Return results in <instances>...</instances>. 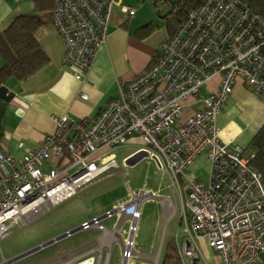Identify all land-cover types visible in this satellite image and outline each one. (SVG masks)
<instances>
[{
  "label": "built area",
  "instance_id": "obj_1",
  "mask_svg": "<svg viewBox=\"0 0 264 264\" xmlns=\"http://www.w3.org/2000/svg\"><path fill=\"white\" fill-rule=\"evenodd\" d=\"M52 2L50 22L64 44L63 62L85 83L84 75L105 44L114 8L129 17L135 10L118 0ZM214 79L219 87L199 99L203 108L183 117L188 101L195 103L201 88ZM237 80L253 94H264V20L242 0H202L161 45L153 63L120 83L119 98L93 121L54 117V133L28 149L20 163L0 149V242L14 226L111 175L119 168L111 150L136 137L143 144L137 152H145L159 171L169 173L180 198L186 197L178 264H198V241H206L221 264H258L257 256L264 252V176L251 165L254 152L223 143L215 126ZM200 155L211 166L208 183L186 180L181 190L180 181ZM150 197L132 195L113 214L137 222L141 204ZM100 221L94 218L80 230L100 227ZM134 231L135 225L130 228ZM129 242L133 244L132 236ZM124 249L122 264H127L133 251Z\"/></svg>",
  "mask_w": 264,
  "mask_h": 264
},
{
  "label": "crops",
  "instance_id": "obj_2",
  "mask_svg": "<svg viewBox=\"0 0 264 264\" xmlns=\"http://www.w3.org/2000/svg\"><path fill=\"white\" fill-rule=\"evenodd\" d=\"M118 2L136 9L137 4L142 5L149 1L118 0ZM138 8L140 10H135L132 17L121 13L119 7L114 8L105 44L84 75L85 83L77 81L74 75L78 71L63 62L64 44L54 28L46 27L41 34L36 33L40 46L50 61L22 83L14 79L7 81L5 88L10 98L6 101L7 108L3 116L0 141V149L4 153L20 163L28 149L35 148L46 136L54 133V117L66 115L76 121H93L109 101L119 98L120 83L133 79L148 67L153 55L167 39V34L161 20L155 22L151 18H143L144 8ZM43 13L50 19V12H40L34 0H0V31L17 16L28 14L41 16ZM49 19L46 20L47 23ZM149 21L155 24L154 31L144 38H141L142 35L137 36L134 31ZM216 83L217 79H214L203 86L199 96L206 97L209 91L215 90ZM82 93L87 96L86 100L80 98ZM185 113L189 114V110H185ZM263 123L264 96L256 97L240 80H237L233 93L215 120L219 138L230 147L253 150L252 138ZM132 140L141 142L136 137ZM140 148L129 156L134 155ZM210 171L211 166L205 156H198L186 172V179L180 181L181 188L185 187L186 180L208 183ZM181 201L183 204L184 200ZM174 211L172 208L169 218ZM98 218L101 217L96 219ZM197 246L198 249L203 248L199 261L202 260L204 264H221L220 258L214 255L215 251L208 247L206 241H198ZM146 257L149 259L151 256ZM257 258L258 264H264V252Z\"/></svg>",
  "mask_w": 264,
  "mask_h": 264
},
{
  "label": "rangeland",
  "instance_id": "obj_3",
  "mask_svg": "<svg viewBox=\"0 0 264 264\" xmlns=\"http://www.w3.org/2000/svg\"><path fill=\"white\" fill-rule=\"evenodd\" d=\"M172 1L178 2L180 0ZM151 4L145 2L140 5L139 3L135 6L136 9H132L138 11L140 10L138 7L144 8L142 10L143 18H151L152 21L160 22ZM155 6L161 11L160 14L168 8L163 1H156ZM40 18L44 21L49 19L45 13L41 14ZM46 27H52L50 22L43 24L38 29L37 35L44 32ZM218 87L219 84L216 83L215 90L209 91V94L216 91ZM255 96H264V94ZM201 98L205 97H197L195 103L192 99L188 101L189 106L184 109L183 117L186 118L196 110L203 108V104L199 102ZM226 101L219 114L223 111ZM185 110H189V114H186ZM142 146V142L130 139L125 145L113 148L111 154L115 156L119 168L113 169L111 175L97 183H92L77 196L25 225L14 226L10 235L0 242V264L69 231L77 228L82 229L83 223L91 221L94 217H102L115 211L120 205L127 204L132 195L140 192L149 194L151 197L141 204L137 222L132 223L130 217L115 213L111 217L101 220L100 227L80 230L16 263L8 262L5 264H62L65 256L73 259L93 256L95 264H122L121 255L125 250L123 244L130 239V228L133 225H135L132 237L133 255L127 264H155L153 257L155 258L158 253L157 264H178L173 262L174 257L175 259L177 257L175 249H177V245L182 244L184 239V226L181 221L182 201L178 186L174 180H171L169 173L159 171L156 163L150 158L142 159L133 166L125 165L124 158ZM179 188H181V185H179ZM185 199L186 197L183 196V200ZM165 200L169 201L175 210L170 218V211H167L163 205ZM105 231L106 233L116 232L118 237L113 242L111 241L109 247L103 244L99 256L97 249L102 242H98V239L103 238ZM105 239L109 240L108 238L102 240ZM199 251L202 253L203 248L200 247ZM171 255L173 261L170 258ZM214 255H218L217 252H214ZM146 256L151 257L148 259ZM77 261H80V259ZM198 264L204 263L201 260Z\"/></svg>",
  "mask_w": 264,
  "mask_h": 264
},
{
  "label": "trees",
  "instance_id": "obj_4",
  "mask_svg": "<svg viewBox=\"0 0 264 264\" xmlns=\"http://www.w3.org/2000/svg\"><path fill=\"white\" fill-rule=\"evenodd\" d=\"M242 1L264 20V0ZM201 2L202 0H180L174 2V11L161 20L167 34L165 41L174 34L185 19L187 12L198 7ZM34 3L40 12H51L53 10L52 0H34ZM48 21L50 22L51 20L49 19ZM46 22V20H42L36 14L20 15L15 17L3 31H0V88L5 87L10 79H14L18 83L26 81L49 63V57L40 46L36 37L38 29ZM154 29L155 24L148 22L134 32L137 36L140 37L142 35L141 38H144L151 34ZM159 50L153 55L148 66L157 58ZM6 108L7 102L0 98V141L2 139V121ZM251 147L255 154L251 165L264 176V123L252 138ZM170 258L173 261L172 255ZM176 259L174 257L173 262L178 263V258L176 257Z\"/></svg>",
  "mask_w": 264,
  "mask_h": 264
},
{
  "label": "water",
  "instance_id": "obj_5",
  "mask_svg": "<svg viewBox=\"0 0 264 264\" xmlns=\"http://www.w3.org/2000/svg\"><path fill=\"white\" fill-rule=\"evenodd\" d=\"M157 1H163L166 4V6L168 7L166 9V11H164L162 14H160L161 11H159L156 8V6H155L156 5V1L152 2V4H151L152 7H153V11H154L156 17L158 18V20H163L166 17H168L174 11L175 4H174V1H172V0H157ZM0 98H2L5 101H8V99L10 98V95L7 94V90H6L5 87H1L0 88ZM147 158H148V155L145 152L140 151V152H137L134 155L130 156L128 159H126L124 163L127 166H133L137 162L141 161L142 159H147ZM111 213L113 214L114 211H112ZM98 219L99 220L105 219V215L102 216L101 218H98ZM78 231H80V229H78V228L75 229V230L69 231V232L65 233L64 235L58 236V237L54 238L53 240H51V241H49L47 243H44V244H42V245H40L38 247L30 249V250H28V251H26V252H24V253L16 256V257L12 258L10 261L3 262L2 264L8 263V262L16 263V262L20 261L21 259L26 258V257H28L30 255H33V254L37 253L38 251H40V250H42V249H44L46 247H49L52 244H54V243H56L58 241H61L62 239L66 238V237H68V236H70V235H72V234H74V233H76ZM156 256L158 257L159 253Z\"/></svg>",
  "mask_w": 264,
  "mask_h": 264
},
{
  "label": "bare ground",
  "instance_id": "obj_6",
  "mask_svg": "<svg viewBox=\"0 0 264 264\" xmlns=\"http://www.w3.org/2000/svg\"><path fill=\"white\" fill-rule=\"evenodd\" d=\"M163 205H164L165 209L168 210L170 208V211L172 212L173 207L169 201H166V200L163 201ZM126 217H130V216H126ZM134 223H135V221H134ZM133 229H134V225H133ZM131 236L133 237V233H131ZM117 237L118 236H117L116 232L106 233V231H105L103 238H108L109 240L108 241L106 239L102 240L103 239L102 237H100L98 239V242H100V243L102 242L100 247L97 249V251L99 252V256L102 252L103 244L107 245L109 247L111 241L113 242V240H115ZM130 244H132V242H129V244H127V242H124L123 246H124V248L126 247L128 250H132V247L130 246ZM78 259H80V261H77ZM153 260L155 261V264H157L158 257L157 256L155 258L153 257ZM62 264H95V258L93 256H90L87 258L79 257V258L73 259V258H70L68 256H65L62 260Z\"/></svg>",
  "mask_w": 264,
  "mask_h": 264
}]
</instances>
